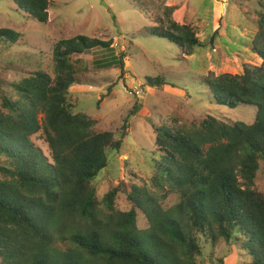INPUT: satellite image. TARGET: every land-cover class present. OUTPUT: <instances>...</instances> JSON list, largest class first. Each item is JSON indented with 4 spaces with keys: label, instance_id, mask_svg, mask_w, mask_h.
Returning <instances> with one entry per match:
<instances>
[{
    "label": "trees",
    "instance_id": "1",
    "mask_svg": "<svg viewBox=\"0 0 264 264\" xmlns=\"http://www.w3.org/2000/svg\"><path fill=\"white\" fill-rule=\"evenodd\" d=\"M14 2L27 16L48 22L50 0ZM166 10L170 15L176 8ZM256 23L251 49L261 64L245 65L242 74L210 73L202 79L211 102L252 105L254 121L207 114L179 128L155 127L159 157L153 158L149 178L153 190L133 184L127 210L116 205L119 186L99 200L91 185L107 166V150L119 151L123 140L95 131L96 121L76 112L70 99L72 86L87 84L88 67L74 56L110 49L113 40L76 35L57 41L54 77L36 71L20 79L16 97L4 98L0 107L5 161L0 165V264H200L201 236L212 245L231 242L232 256L241 251L250 264H264V196L253 188L264 162V5ZM152 29L188 55L213 41V35L200 41L190 25L171 18L165 28ZM18 37L0 28V41L15 43ZM94 64L123 67L117 55ZM146 82L166 84L159 77ZM41 130L50 159L31 140ZM165 190L177 198L170 207H163L156 193ZM139 213L146 218L144 228L138 226Z\"/></svg>",
    "mask_w": 264,
    "mask_h": 264
},
{
    "label": "rangeland",
    "instance_id": "2",
    "mask_svg": "<svg viewBox=\"0 0 264 264\" xmlns=\"http://www.w3.org/2000/svg\"><path fill=\"white\" fill-rule=\"evenodd\" d=\"M263 5L264 0H50L48 22L40 23L27 16L14 0H0V28L19 33L15 43L0 41V107L4 98L16 97L14 85L20 79L36 71L54 77L53 49L60 39L76 35L112 39L110 49L97 48L74 56L88 67L87 84L72 86L70 99L76 112L96 121L95 131H110L115 139L123 140L119 151L107 150V166L91 185L99 200L110 188L119 186L116 205L127 210L133 184L153 190L149 178L153 158L159 157L155 127L179 128L207 114L229 122L254 121L256 107L252 105L230 108L211 102L202 79L210 73L242 74L245 65L261 64L251 41ZM166 7L176 11L167 15ZM170 18L190 25L200 41L212 35L213 41L208 40L205 48H197L193 54L184 53L152 29L165 28ZM114 55L121 57L122 68L94 64L95 59ZM148 77L163 78L166 84L150 86ZM31 140L50 159L42 130ZM4 162L0 156V165ZM0 178H4L2 173ZM253 188L264 196L262 161ZM156 193L163 207L177 202L176 195L168 190ZM146 225V218L139 213L138 226ZM201 241L204 249L200 264H220V259L225 264H250V258L241 251L232 256L231 242L219 240L212 245L203 236Z\"/></svg>",
    "mask_w": 264,
    "mask_h": 264
}]
</instances>
